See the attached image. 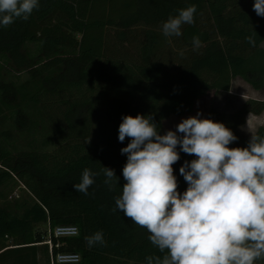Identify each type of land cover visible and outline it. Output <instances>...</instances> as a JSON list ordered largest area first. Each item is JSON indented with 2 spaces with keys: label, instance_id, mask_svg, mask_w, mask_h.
<instances>
[{
  "label": "trees",
  "instance_id": "16d2710c",
  "mask_svg": "<svg viewBox=\"0 0 264 264\" xmlns=\"http://www.w3.org/2000/svg\"><path fill=\"white\" fill-rule=\"evenodd\" d=\"M253 3L39 0L27 20L0 25V199L10 178L31 194L15 206L0 203V264H51L48 239L34 233L38 223L53 231L79 229L72 237L50 236L54 255L81 256L55 264H147L149 256L163 257L147 230L116 209L126 182L121 149L130 142L119 141V125L127 115L151 116L163 135L176 130L166 121L193 112L210 93L229 91L237 77L262 90L264 17ZM191 5L194 23L182 25L179 37H165L162 23ZM263 112L264 100L249 99L234 112L209 106L205 119L232 130L237 140L229 147H246L250 139L240 127L249 114ZM256 134L264 136V125ZM177 151L173 169L183 193L187 183L179 169L195 157L179 145ZM103 167L118 178L111 188ZM84 169L94 174L87 195L73 188ZM97 231L105 243L89 248L85 237ZM6 238L15 246L2 242Z\"/></svg>",
  "mask_w": 264,
  "mask_h": 264
},
{
  "label": "clouds",
  "instance_id": "9594fccd",
  "mask_svg": "<svg viewBox=\"0 0 264 264\" xmlns=\"http://www.w3.org/2000/svg\"><path fill=\"white\" fill-rule=\"evenodd\" d=\"M38 7L39 0H0V25L27 20ZM253 11L264 17V0H254ZM195 12V5L179 10L162 23V34L179 37L182 25L194 23ZM193 46H200L198 37ZM199 117L183 119L163 135L151 116L122 118L118 139L130 142L121 149L127 155L126 182L116 209L146 229L151 244L164 253L147 257V264H256L264 260V136L251 133L246 147H229L237 140L232 130ZM178 145L195 157L179 169L187 183L183 193L173 169ZM103 171L110 188L114 179L118 183L113 169ZM93 175L84 169L74 190L87 195ZM62 231L79 235L74 226ZM85 240L89 248L105 243L101 231Z\"/></svg>",
  "mask_w": 264,
  "mask_h": 264
},
{
  "label": "rangeland",
  "instance_id": "374dc122",
  "mask_svg": "<svg viewBox=\"0 0 264 264\" xmlns=\"http://www.w3.org/2000/svg\"><path fill=\"white\" fill-rule=\"evenodd\" d=\"M22 75H24L22 77H25L26 74L24 73ZM249 99L264 100V88L262 90H257L244 79L237 77L233 79L229 91H221L217 94L210 93L209 95H206L196 102L193 112L188 113L183 117L173 118L172 120L166 121L165 127L175 130L176 126L182 122L183 119L196 116L197 113H200L199 118L205 119L206 111L209 106H214L223 112H234ZM262 125H264V113L260 115L251 113L247 116L246 123L240 127V132L243 136L250 139L251 133L256 134L258 128ZM3 192L5 194V199H0V203L15 206L17 202L31 200V194L24 185L19 183L15 178L9 179ZM34 233L41 234L44 239H48L47 241H49L50 236L54 234L53 230L49 228L47 223L36 224L34 226ZM2 242H6V244L11 245L12 247H14L16 243L12 238H6L4 241L2 240ZM40 264L49 263L46 259H42Z\"/></svg>",
  "mask_w": 264,
  "mask_h": 264
},
{
  "label": "built area",
  "instance_id": "2783aa9c",
  "mask_svg": "<svg viewBox=\"0 0 264 264\" xmlns=\"http://www.w3.org/2000/svg\"><path fill=\"white\" fill-rule=\"evenodd\" d=\"M73 227V225H62V226H57L53 233L56 237H72V236H76V235H71L67 232H63L62 229H67ZM78 229L77 226H74ZM79 231V229H78ZM48 243L50 244V248H51V264H55L57 263H77L81 260V256L79 253L76 252H59L58 254L54 255L52 253V242L51 240L48 241Z\"/></svg>",
  "mask_w": 264,
  "mask_h": 264
},
{
  "label": "crops",
  "instance_id": "0c3cea01",
  "mask_svg": "<svg viewBox=\"0 0 264 264\" xmlns=\"http://www.w3.org/2000/svg\"><path fill=\"white\" fill-rule=\"evenodd\" d=\"M264 113V112H263Z\"/></svg>",
  "mask_w": 264,
  "mask_h": 264
}]
</instances>
